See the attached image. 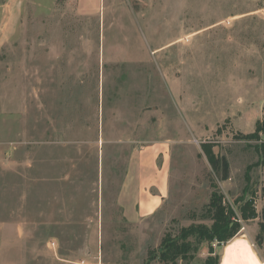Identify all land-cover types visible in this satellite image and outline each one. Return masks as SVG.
<instances>
[{
    "label": "rangeland",
    "instance_id": "1",
    "mask_svg": "<svg viewBox=\"0 0 264 264\" xmlns=\"http://www.w3.org/2000/svg\"><path fill=\"white\" fill-rule=\"evenodd\" d=\"M262 119L264 0H0V264H168L167 232L211 225L212 179L239 217L253 199L233 238L264 262ZM147 154L166 190L139 217Z\"/></svg>",
    "mask_w": 264,
    "mask_h": 264
},
{
    "label": "trees",
    "instance_id": "2",
    "mask_svg": "<svg viewBox=\"0 0 264 264\" xmlns=\"http://www.w3.org/2000/svg\"><path fill=\"white\" fill-rule=\"evenodd\" d=\"M262 136V137H261ZM247 137H257L260 140L255 145V149L260 154L261 160H264V119L258 120L256 129ZM202 150L205 153L212 168L219 172L221 167H228V160L223 158L220 160L214 151V143H201ZM212 192L209 202L204 206L201 218L210 220V226L205 224H192L187 227H182L177 234L167 232L161 241V260L168 264H180V260L192 259L195 256L198 246L202 242L209 244V256L205 264H219V255L215 252L213 243L218 246L227 243L240 230V219L250 220L258 216L256 205L253 199H240L243 204L239 207L238 216L232 204L225 200L224 194L219 189L218 185L212 179Z\"/></svg>",
    "mask_w": 264,
    "mask_h": 264
},
{
    "label": "crops",
    "instance_id": "3",
    "mask_svg": "<svg viewBox=\"0 0 264 264\" xmlns=\"http://www.w3.org/2000/svg\"><path fill=\"white\" fill-rule=\"evenodd\" d=\"M140 158L141 159H139L137 167H140L141 173H143V175L145 173V175L143 176L140 174L138 177V168L136 170L134 167L132 175L130 174L131 177L127 176L124 187L126 192L130 191L134 195V192L137 189V182L139 181L137 192H135L138 205L136 212L139 217L152 214L160 206L166 190V175L165 171H163V167L162 169H158V173L154 174L155 167L152 162H150V156L147 154L146 156H140ZM148 184L154 187L157 192L153 193L150 190H146L145 187ZM243 236H238L233 239L240 241V238ZM52 242H50L49 245L51 247H55L52 246ZM249 246V243H243L238 245L235 250H232L228 243L225 251L226 254L222 255L220 264H264V262L258 255L255 254L253 249L249 248ZM240 248L248 251V253H244Z\"/></svg>",
    "mask_w": 264,
    "mask_h": 264
},
{
    "label": "bare ground",
    "instance_id": "4",
    "mask_svg": "<svg viewBox=\"0 0 264 264\" xmlns=\"http://www.w3.org/2000/svg\"><path fill=\"white\" fill-rule=\"evenodd\" d=\"M248 240H245V241H239V240H236V239H232L230 242H229V247L232 249V250H235V248L240 245V244H243V243H246Z\"/></svg>",
    "mask_w": 264,
    "mask_h": 264
},
{
    "label": "built area",
    "instance_id": "5",
    "mask_svg": "<svg viewBox=\"0 0 264 264\" xmlns=\"http://www.w3.org/2000/svg\"><path fill=\"white\" fill-rule=\"evenodd\" d=\"M51 244H52V246H55V245H56V243H55V242H52Z\"/></svg>",
    "mask_w": 264,
    "mask_h": 264
}]
</instances>
